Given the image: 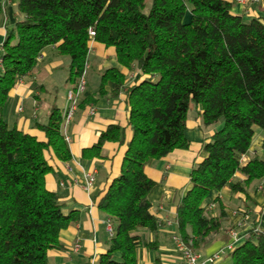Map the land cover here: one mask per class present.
<instances>
[{
	"label": "trees",
	"instance_id": "1",
	"mask_svg": "<svg viewBox=\"0 0 264 264\" xmlns=\"http://www.w3.org/2000/svg\"><path fill=\"white\" fill-rule=\"evenodd\" d=\"M19 0L22 16L7 29L0 53V264H48L47 251L61 247L59 232L76 220L65 214L57 193L45 187L51 170L45 152L69 161L62 115L52 107L45 140L8 126L2 111L9 91L33 70L45 48L68 56V79L82 74L91 40L114 47L118 63L138 64L144 78L126 89L128 125L121 169L98 202L112 227L97 264H137L145 244L140 230L155 232L147 194L154 185L145 164L175 148L186 149L185 120L191 103L202 122L222 126L203 143L206 155L191 171V187L176 208L177 234L194 250L219 231L224 212H206L212 190L245 191L264 178V23L234 14L228 0ZM1 11V7H0ZM189 13L186 20L185 15ZM92 29L94 35L89 34ZM115 91L124 76L116 68L102 75ZM80 104V103H79ZM263 131L262 155L241 162L253 127ZM124 142V129L110 124L92 148L101 156L104 142ZM245 179L233 181L235 173ZM232 264H264V229L256 227L229 252Z\"/></svg>",
	"mask_w": 264,
	"mask_h": 264
},
{
	"label": "crops",
	"instance_id": "2",
	"mask_svg": "<svg viewBox=\"0 0 264 264\" xmlns=\"http://www.w3.org/2000/svg\"><path fill=\"white\" fill-rule=\"evenodd\" d=\"M19 0H0V53L6 31L22 17L17 9ZM234 14L245 19L258 18L264 23V0H228ZM86 61V90L71 120L63 129L68 137L65 145L70 152L69 161L58 159L52 150L45 152L51 170L45 175V187L55 192L63 204L62 211L76 213V220L59 232L61 247L47 251L48 264H97L100 254L108 246L110 234L107 216L98 208V202L112 179L121 169L126 143L131 137L128 125L126 89L141 81L144 76L138 64L131 67L120 65L114 47L91 40ZM69 58L57 53L55 47H47L35 67L8 93L2 116L8 126L44 141L45 134L37 124H46L52 107H57L63 116L66 108V91L71 87L68 79ZM1 68V66H0ZM116 68L124 76L123 87L115 91L113 81H106L100 91L103 73ZM192 105V106H191ZM195 105V106H194ZM191 103L185 120L186 149L175 148L159 159L149 160L144 166L145 174L154 181L147 194L151 213L159 220L155 232L140 230L145 243L136 249L137 264H187L176 249L172 236L177 234L176 208L191 187L192 168L206 155L203 143L221 126L222 121L211 125L202 122V110ZM93 108V113L89 112ZM110 124L124 129V142L106 141L101 146V156H93L91 149L100 133ZM263 131L253 137L243 162L262 155ZM258 148V149H257ZM93 173L90 188L82 187L86 174ZM245 177L237 172L233 181L242 182ZM78 180V183H74ZM259 180L245 186V191L233 192L228 186L212 190L202 205L210 215L224 212L218 232L209 236L197 251L201 264H232L229 251L217 259L209 260L212 254L224 248L234 230L240 241L246 232L256 227L264 229V188L259 189Z\"/></svg>",
	"mask_w": 264,
	"mask_h": 264
},
{
	"label": "built area",
	"instance_id": "3",
	"mask_svg": "<svg viewBox=\"0 0 264 264\" xmlns=\"http://www.w3.org/2000/svg\"><path fill=\"white\" fill-rule=\"evenodd\" d=\"M241 1H245V0H241ZM250 1H257V0H250ZM89 34L94 35V32L92 29H89ZM51 47H54V45H52ZM41 57L42 55L39 56V59ZM87 68H88V64L86 61L84 64L83 72L79 76L76 84L68 88L66 91L67 108H66L64 115L62 116V126H61L62 131L63 129H65L66 125L71 120L74 112L76 111L80 103L82 95L84 94L86 90V70ZM93 111H94L93 108H90L89 112L91 114L93 113ZM64 139L65 141H68V137L65 134H64ZM243 158L244 156L240 158L241 162H243ZM93 181H94L93 173L86 174L82 187L85 189L90 188L91 185L93 184ZM74 183H78V180H74ZM258 188L259 189L264 188V178L259 182ZM107 230L111 236L113 234V230L108 220H107ZM230 235L232 238L231 242H229L224 248H221L216 253L212 254L209 260L212 261L214 259H217L221 253H224V251L230 252L237 245V243L240 241V236H238V234L234 230L230 231ZM172 240H173V243L176 249L180 252L181 257L185 260L187 264H201L200 253L197 250H194L192 247H190V245L182 241V239L179 237L178 234H174L172 236Z\"/></svg>",
	"mask_w": 264,
	"mask_h": 264
},
{
	"label": "rangeland",
	"instance_id": "4",
	"mask_svg": "<svg viewBox=\"0 0 264 264\" xmlns=\"http://www.w3.org/2000/svg\"><path fill=\"white\" fill-rule=\"evenodd\" d=\"M149 5H150V0H147V2H146V10L148 9V7H149ZM189 13H186V15H185V18L184 19H188L189 18ZM194 105V104H193ZM192 106V105H191ZM195 106V105H194ZM253 130H254V134H253V142L257 139V133H258V131H261L262 132V129L259 127V126H254L253 127ZM258 149V148H257Z\"/></svg>",
	"mask_w": 264,
	"mask_h": 264
}]
</instances>
